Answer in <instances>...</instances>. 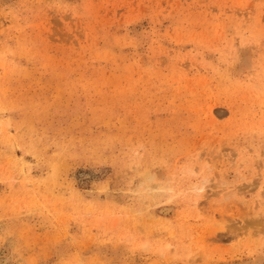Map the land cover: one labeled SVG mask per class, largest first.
<instances>
[{"label":"rangeland","instance_id":"rangeland-1","mask_svg":"<svg viewBox=\"0 0 264 264\" xmlns=\"http://www.w3.org/2000/svg\"><path fill=\"white\" fill-rule=\"evenodd\" d=\"M0 264H264V0H0Z\"/></svg>","mask_w":264,"mask_h":264}]
</instances>
